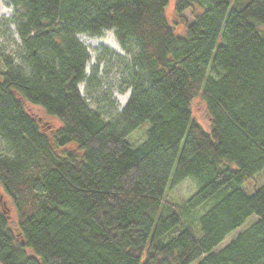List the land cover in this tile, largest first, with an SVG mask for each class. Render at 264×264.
I'll list each match as a JSON object with an SVG mask.
<instances>
[{"label":"trees","instance_id":"obj_1","mask_svg":"<svg viewBox=\"0 0 264 264\" xmlns=\"http://www.w3.org/2000/svg\"><path fill=\"white\" fill-rule=\"evenodd\" d=\"M7 1L20 45L0 47V186L17 232L0 210V264H264V182L241 187L264 168V0H173L181 35L168 0ZM103 30L134 45L127 99L109 118L78 89L96 65L85 77L77 34ZM23 101L60 126L46 135ZM139 125L143 140L128 141ZM70 143L79 154L58 151ZM186 177L196 189L167 197Z\"/></svg>","mask_w":264,"mask_h":264},{"label":"rangeland","instance_id":"obj_2","mask_svg":"<svg viewBox=\"0 0 264 264\" xmlns=\"http://www.w3.org/2000/svg\"><path fill=\"white\" fill-rule=\"evenodd\" d=\"M231 5V0H229ZM199 10L197 6L186 9L182 12V17L185 22H190L192 15ZM0 47L10 53H16L20 45L19 39L15 32L12 22L13 8L7 0H0ZM168 23L172 26L176 34H183L184 24L180 22L173 12V0H168V4L164 10ZM259 31L264 32V25L256 24ZM78 39L85 45L89 54V59L85 65V77H87L93 66L96 65L95 83L86 86L85 81L78 84V89L81 95L91 108H96L101 112L104 118L111 117L124 104L129 93V87L125 82L126 71L128 68L129 54L134 51V45L131 41L126 43L127 50L123 49L116 40L112 30H103L99 35H88L84 33L77 34ZM98 40H106L113 44L117 49L105 44L99 43ZM220 40V37L218 41ZM102 94L106 98L102 97ZM26 111L38 122L39 128L46 135L50 136L52 132L60 126L59 121L52 115L47 114L44 109L28 101H23ZM191 114L194 119L205 130L209 128V115L206 111L204 101L199 96H194L190 102ZM145 135V126L139 125L134 128L126 139L132 143H139ZM74 150L77 154L74 144L70 143L60 150ZM264 182V168L254 174L251 178L246 179L241 184L242 189L249 193L255 187ZM197 187V184L190 178L186 177L179 183L173 186H167L165 194L175 200H180L189 196ZM211 203V198L204 202L206 207ZM201 208V207H200ZM0 210L5 213L9 226L16 234V212L9 197L5 194L0 186ZM255 215H250L246 220L235 230L230 231L217 244L215 249L225 245L236 233L250 225L256 220ZM27 253L32 255L30 249H26Z\"/></svg>","mask_w":264,"mask_h":264},{"label":"bare ground","instance_id":"obj_3","mask_svg":"<svg viewBox=\"0 0 264 264\" xmlns=\"http://www.w3.org/2000/svg\"><path fill=\"white\" fill-rule=\"evenodd\" d=\"M0 13H1V11H0ZM97 42H99V43H105V44H107V45H109V46H111V47L117 49V47H115V46H114L113 44H111L109 41H106V40H98Z\"/></svg>","mask_w":264,"mask_h":264},{"label":"water","instance_id":"obj_4","mask_svg":"<svg viewBox=\"0 0 264 264\" xmlns=\"http://www.w3.org/2000/svg\"><path fill=\"white\" fill-rule=\"evenodd\" d=\"M125 103V102H124Z\"/></svg>","mask_w":264,"mask_h":264}]
</instances>
